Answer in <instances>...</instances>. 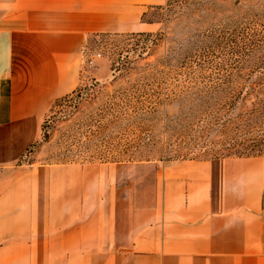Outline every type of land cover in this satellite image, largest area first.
Wrapping results in <instances>:
<instances>
[{"label":"crops","instance_id":"0c3cea01","mask_svg":"<svg viewBox=\"0 0 264 264\" xmlns=\"http://www.w3.org/2000/svg\"><path fill=\"white\" fill-rule=\"evenodd\" d=\"M163 2L0 0V264H264V156L22 159L91 42Z\"/></svg>","mask_w":264,"mask_h":264},{"label":"rangeland","instance_id":"374dc122","mask_svg":"<svg viewBox=\"0 0 264 264\" xmlns=\"http://www.w3.org/2000/svg\"><path fill=\"white\" fill-rule=\"evenodd\" d=\"M141 21L91 42L96 67L52 103L24 162L264 156V0H164ZM184 86L209 103L184 105Z\"/></svg>","mask_w":264,"mask_h":264},{"label":"trees","instance_id":"16d2710c","mask_svg":"<svg viewBox=\"0 0 264 264\" xmlns=\"http://www.w3.org/2000/svg\"><path fill=\"white\" fill-rule=\"evenodd\" d=\"M260 74H261V77H264V72H260ZM208 91H209V89H192L189 86H184L181 89H179L177 98H180L181 97L180 98V101L184 105L188 106L190 109L191 108L192 109H198L199 107L204 106V105H207L209 103V100H207L206 98H204V96H200V93L201 92H208ZM196 93H198V94H196ZM194 94H195V96H192ZM258 114H261V112H259ZM262 116H264V115L263 114L260 115V117H262ZM230 156H232V155L229 154V153L228 154L226 153V155H224L222 157H230ZM236 156L237 157H249V156H253V155H251L249 153L245 154V153L238 152V154ZM213 158H218V157H213Z\"/></svg>","mask_w":264,"mask_h":264},{"label":"built area","instance_id":"2783aa9c","mask_svg":"<svg viewBox=\"0 0 264 264\" xmlns=\"http://www.w3.org/2000/svg\"><path fill=\"white\" fill-rule=\"evenodd\" d=\"M101 57L99 52L90 53L85 61L84 68L90 70L96 67L97 60Z\"/></svg>","mask_w":264,"mask_h":264}]
</instances>
